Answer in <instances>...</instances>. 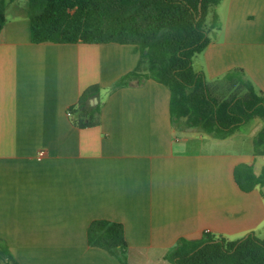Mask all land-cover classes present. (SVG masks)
I'll return each instance as SVG.
<instances>
[{
	"label": "crops",
	"instance_id": "crops-1",
	"mask_svg": "<svg viewBox=\"0 0 264 264\" xmlns=\"http://www.w3.org/2000/svg\"><path fill=\"white\" fill-rule=\"evenodd\" d=\"M8 6L0 31V264H123L89 244L95 219L123 224L128 264H173L166 254L181 238L206 232L264 236V185L243 190L234 175L242 162L264 169V146L255 154L253 142L261 122L222 138L177 127L169 87L140 76L149 59L138 44L33 42L24 9ZM215 11L220 26L194 56L195 70L217 92L242 77L264 94V0H221ZM94 83L98 122L81 127L72 108Z\"/></svg>",
	"mask_w": 264,
	"mask_h": 264
},
{
	"label": "trees",
	"instance_id": "trees-1",
	"mask_svg": "<svg viewBox=\"0 0 264 264\" xmlns=\"http://www.w3.org/2000/svg\"><path fill=\"white\" fill-rule=\"evenodd\" d=\"M220 1L27 0L24 12L31 21L33 42L138 44L142 55L149 59L148 71L140 76L170 89L173 125L196 126L222 138L252 118L264 121V94L240 77L234 88L241 89L225 95L217 92L203 71L193 68L194 55L210 42V29L220 25L215 11ZM8 2L0 0V31L6 21ZM126 76L116 84H124ZM100 89L98 83L86 87L72 108L79 126L97 124L100 101L92 104L91 99L99 98ZM253 142L255 154L263 153L264 125ZM234 175L243 190L264 185V170L256 173L253 163L237 164ZM87 239L89 244L108 250L128 264V244L121 222L95 219L87 228ZM166 257L173 264H264V236L251 231L233 240L206 232L196 239L181 238Z\"/></svg>",
	"mask_w": 264,
	"mask_h": 264
},
{
	"label": "rangeland",
	"instance_id": "rangeland-1",
	"mask_svg": "<svg viewBox=\"0 0 264 264\" xmlns=\"http://www.w3.org/2000/svg\"><path fill=\"white\" fill-rule=\"evenodd\" d=\"M9 2H8V7L10 8V9H14L15 11H19V10H22L23 11V9L25 8V6H26V1L27 0H8ZM23 6V7H22ZM21 8H23V9H21ZM218 23L220 24V22H219V19H218ZM220 26V25H219ZM218 26V27H219ZM217 26H215V27H213V28H216ZM212 29V28H211ZM208 35H209V37H210V39H211V37H212V34L210 33V31H209V33H208ZM195 56V55H194ZM199 57V59L197 60V62H201L202 63V55L200 54V55H198ZM194 58V57H193ZM195 65H196V67H197V63H196V61H195ZM195 65H193V68L195 69ZM209 81V80H208ZM210 82V81H209ZM223 83H222V85L220 86V90H219V92H221V93H224L225 95H227V94H229V93H231L233 90H236V89H241V88H234V87H232V86H229V84H228V82H226V81H222ZM210 83H212V82H210ZM238 83V82H237ZM214 84V83H213ZM238 84H236V86H237ZM105 90L104 89H102L101 90V92H104ZM261 122L262 123V126L264 125V121L261 119V118H258V117H256V118H252L251 120H249V121H247L246 123H245V125H243L244 123H242V124H240L238 127L240 128V130L242 131V130H248L249 129V127L250 126H252L251 124H253L254 122ZM261 126V127H262ZM237 127V128H238ZM253 167H254V164H253ZM264 169H262L261 171H259V172H256V173H261L262 171H263ZM254 171H255V168H254Z\"/></svg>",
	"mask_w": 264,
	"mask_h": 264
},
{
	"label": "built area",
	"instance_id": "built-area-1",
	"mask_svg": "<svg viewBox=\"0 0 264 264\" xmlns=\"http://www.w3.org/2000/svg\"><path fill=\"white\" fill-rule=\"evenodd\" d=\"M67 114H68L69 116H71V115H72V111H71V110H68V111H67ZM44 153H45V152H44L43 150H40V151L38 152V157L43 156Z\"/></svg>",
	"mask_w": 264,
	"mask_h": 264
},
{
	"label": "water",
	"instance_id": "water-1",
	"mask_svg": "<svg viewBox=\"0 0 264 264\" xmlns=\"http://www.w3.org/2000/svg\"><path fill=\"white\" fill-rule=\"evenodd\" d=\"M94 100H97V98H94Z\"/></svg>",
	"mask_w": 264,
	"mask_h": 264
}]
</instances>
